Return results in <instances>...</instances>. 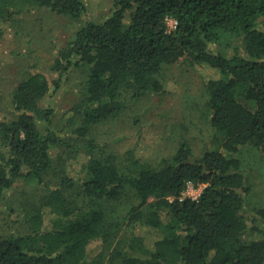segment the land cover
Wrapping results in <instances>:
<instances>
[{
    "label": "trees",
    "instance_id": "16d2710c",
    "mask_svg": "<svg viewBox=\"0 0 264 264\" xmlns=\"http://www.w3.org/2000/svg\"><path fill=\"white\" fill-rule=\"evenodd\" d=\"M35 9L88 12L85 0H0V21ZM83 23L55 50L57 78L22 70L0 121V264H264V206L240 157L248 146L264 158V0H112ZM181 60L216 73L202 115L220 145L198 154L181 137L160 165L96 138V124L165 91L163 69ZM73 69L79 97L60 130L42 101ZM59 145L85 154L75 174L55 165Z\"/></svg>",
    "mask_w": 264,
    "mask_h": 264
},
{
    "label": "rangeland",
    "instance_id": "374dc122",
    "mask_svg": "<svg viewBox=\"0 0 264 264\" xmlns=\"http://www.w3.org/2000/svg\"><path fill=\"white\" fill-rule=\"evenodd\" d=\"M85 2L88 12L81 19L35 9L18 13L11 21H0V121L12 110L10 94L22 70L37 64L51 81L57 78L58 73L51 70L56 48L66 45L86 20H102L112 6V0ZM215 75L210 67L191 66L182 60L167 65L160 75L165 91L144 95L115 118L96 124V138L110 150L122 155L132 153L140 160L160 165L175 153L181 137L187 138L198 154L220 145V137L213 134L207 117L202 115L206 100L204 82ZM82 78L78 70H70L63 76L61 87L42 101L54 108L53 122L60 130L78 101ZM52 155L59 170L70 174H75L87 159L81 151L68 152L64 145L53 148ZM240 157L247 162L246 174L252 186L250 200L254 205L264 206V158L248 146ZM16 184L18 189L32 190L31 185L36 183L22 179ZM201 190V186L191 185L184 195L197 197ZM6 207V200H2L0 224L6 217Z\"/></svg>",
    "mask_w": 264,
    "mask_h": 264
},
{
    "label": "built area",
    "instance_id": "2783aa9c",
    "mask_svg": "<svg viewBox=\"0 0 264 264\" xmlns=\"http://www.w3.org/2000/svg\"><path fill=\"white\" fill-rule=\"evenodd\" d=\"M167 23H168V25H169V27H170V25L172 26V27H170V28H174L175 27V25L177 24V21L174 19V18H168L167 19ZM191 186V185H190ZM189 186V187H190ZM198 197V196H197ZM197 197H193V198H197Z\"/></svg>",
    "mask_w": 264,
    "mask_h": 264
}]
</instances>
